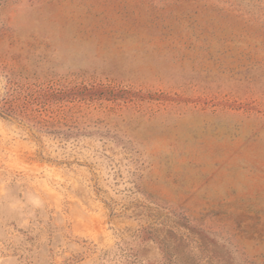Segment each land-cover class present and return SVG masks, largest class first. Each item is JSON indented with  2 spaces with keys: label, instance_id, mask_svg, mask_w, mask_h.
<instances>
[{
  "label": "rangeland",
  "instance_id": "1",
  "mask_svg": "<svg viewBox=\"0 0 264 264\" xmlns=\"http://www.w3.org/2000/svg\"><path fill=\"white\" fill-rule=\"evenodd\" d=\"M0 264H264V0H0Z\"/></svg>",
  "mask_w": 264,
  "mask_h": 264
}]
</instances>
